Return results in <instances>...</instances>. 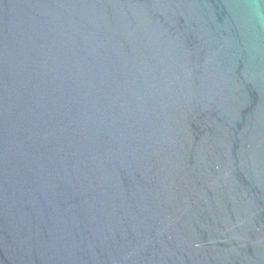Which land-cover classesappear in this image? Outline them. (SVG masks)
Instances as JSON below:
<instances>
[{"label": "water", "instance_id": "1", "mask_svg": "<svg viewBox=\"0 0 264 264\" xmlns=\"http://www.w3.org/2000/svg\"><path fill=\"white\" fill-rule=\"evenodd\" d=\"M0 264H264V0H0Z\"/></svg>", "mask_w": 264, "mask_h": 264}]
</instances>
